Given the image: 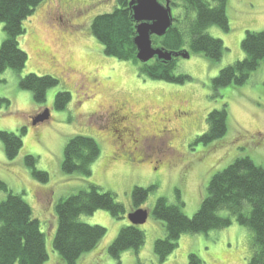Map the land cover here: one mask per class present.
<instances>
[{
  "label": "rangeland",
  "instance_id": "374dc122",
  "mask_svg": "<svg viewBox=\"0 0 264 264\" xmlns=\"http://www.w3.org/2000/svg\"><path fill=\"white\" fill-rule=\"evenodd\" d=\"M116 5V0H43L24 21L25 33L18 43L27 54V62L20 72L7 70L1 76L0 98L10 102H0V130L19 133V128L25 126L26 131L21 134L23 145L14 160L6 158L0 141V179L13 192L24 191L23 198L47 232L48 259L44 264H55L57 258L52 248L56 203L87 183L113 193L116 201L123 204L125 214L117 219L106 210H97L80 217L84 223L106 229L98 246L79 259L81 264H189L190 253L196 254L201 264H248L251 235L236 222L207 234H183L175 250L159 261L153 245L165 236V230L162 222L153 217L152 209L159 197L170 203L179 199L183 203L181 210L191 217L206 195L210 177L235 158L249 156L264 167V59L243 85L212 88V79L221 68L244 57L241 41L245 30H264V0H227L229 30L216 26L207 30L222 40V56L210 60L191 53L188 59L178 58L176 74L190 77L182 83L149 79L140 75L131 61H119L103 53L89 24L94 16ZM3 39L0 24V44ZM27 74L49 75L58 80L47 90L43 103H35L30 91L19 88V78ZM58 91L69 92L71 97L63 110L53 107ZM124 101L139 116L129 127L142 146L145 163L125 165L121 159H113L109 133L111 128L119 127L109 114L116 102ZM223 104L227 111L226 135L211 146L194 144L207 129V114ZM44 109L49 110V118L33 126L31 117ZM182 112L191 115L163 117ZM163 128L169 133L152 137ZM73 135L90 136L100 146V156L88 178L61 171L63 147ZM26 154L36 156V167L49 175L47 183L33 179L24 164ZM135 186L151 187L140 207L149 213L145 224L139 226L145 242L138 250H126L115 260L100 250L104 251L121 226L129 224L127 213L132 211L131 190Z\"/></svg>",
  "mask_w": 264,
  "mask_h": 264
},
{
  "label": "trees",
  "instance_id": "16d2710c",
  "mask_svg": "<svg viewBox=\"0 0 264 264\" xmlns=\"http://www.w3.org/2000/svg\"><path fill=\"white\" fill-rule=\"evenodd\" d=\"M42 1L0 0V24L4 32L0 44V82L5 71L18 73L24 68L27 54L19 47L18 38L25 33L24 21ZM116 4L111 11L94 16L89 24L90 33L101 45L103 53L119 61H131L137 66L139 74L149 79L170 83L190 79L185 74H176L177 60L166 64L154 60L145 64L138 62L131 40L134 32L129 19L128 0H116ZM170 5L173 9V26L162 38L153 37V44L172 51L184 49L190 54L198 53L210 60H219L225 50L224 44L207 30L211 26L229 30L227 0H170ZM241 49L244 57L221 68L212 79L214 90L240 86L250 78L264 59V30H245ZM57 84L58 80L52 76L35 74L20 77L18 82L20 89L31 92L37 104L43 103L47 90ZM70 99L69 92L58 91L53 107L63 110ZM2 101L10 102L0 98ZM206 125V131L195 139L194 144L211 146L226 135L225 104L207 114ZM25 131V126L19 128V133L0 130V141L9 161L19 154L23 145L21 134ZM100 153V146L94 138L73 135L64 144L61 171L88 178ZM113 157L114 160L121 159L116 152ZM36 161V156L32 154L24 156V164L30 168L33 179L37 183H47L49 175L36 167ZM150 191L151 187L132 188V210L141 207ZM0 193L3 194L0 199V264H44L48 259L45 246L47 232L23 198L24 191L13 192L0 179ZM175 194L177 199L180 198L178 190ZM177 201L170 203L165 197H159L152 209L153 217L162 222L165 230V236L156 239L153 245L159 261L175 250L183 234H207L236 222L251 235L248 264H264V167L256 165L249 156L235 158L210 177L206 195L191 217L183 213V203L179 199ZM97 210H106L117 219L125 214L123 204L116 201L113 193L103 191L93 183H87L85 187L58 200L52 240V248L57 254L55 264H81L79 259L98 246L106 229L80 220L81 216L91 215ZM144 242V232L139 226L129 223L121 226L115 238L104 247V251H100L116 260L126 250H138ZM188 259L189 264H201L194 253H190Z\"/></svg>",
  "mask_w": 264,
  "mask_h": 264
},
{
  "label": "water",
  "instance_id": "95a60500",
  "mask_svg": "<svg viewBox=\"0 0 264 264\" xmlns=\"http://www.w3.org/2000/svg\"><path fill=\"white\" fill-rule=\"evenodd\" d=\"M128 9L134 32L131 40L139 63L145 64L154 60L166 64L178 58L190 57L187 50L172 51L152 42L153 37L162 38L173 26L170 0H165L164 3L159 0H128ZM49 115V110L44 109L31 117V124L35 126L47 120ZM148 214L146 209L137 208L127 213V219L130 224L141 226L147 221Z\"/></svg>",
  "mask_w": 264,
  "mask_h": 264
},
{
  "label": "flooded vegetation",
  "instance_id": "af4514ba",
  "mask_svg": "<svg viewBox=\"0 0 264 264\" xmlns=\"http://www.w3.org/2000/svg\"><path fill=\"white\" fill-rule=\"evenodd\" d=\"M130 104L128 102H116L114 104V111L110 113V117L114 118L113 123L119 127V130H115L111 128V132L109 133V138L111 140V145L114 148L113 153H117L121 160L124 161L125 165L130 164H141L145 163V155L141 153L140 149L142 146L139 145L138 138H134V130L132 128V120L136 117H139L137 114H134L130 109ZM119 114H123L119 116ZM37 115V114H36ZM189 113H179L177 116L166 115L163 117H190ZM145 118V110L143 111V115ZM111 117V118H112ZM145 123V122H144ZM126 124V125H125ZM131 126V128L129 127ZM165 133H169V129L163 128V130H159L152 135V137L160 138L165 135Z\"/></svg>",
  "mask_w": 264,
  "mask_h": 264
}]
</instances>
